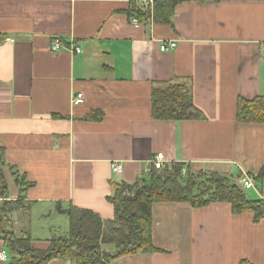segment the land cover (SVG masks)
<instances>
[{
    "label": "crops",
    "instance_id": "obj_1",
    "mask_svg": "<svg viewBox=\"0 0 264 264\" xmlns=\"http://www.w3.org/2000/svg\"><path fill=\"white\" fill-rule=\"evenodd\" d=\"M149 1L0 0L1 177L8 189L0 201L30 204L11 214L9 229L30 235L34 250H46L55 233L44 215L66 232L69 207L112 221L111 184L145 177L156 153L167 166L246 176L248 193L264 200V176L254 179L264 164V124L236 120L238 99L264 95V0L185 2L172 26L132 25L126 11L146 10ZM53 38L63 43L58 53L49 51ZM168 42L176 47L161 53ZM70 45L81 52L70 53ZM177 83L188 85L204 121L151 118L152 87ZM76 94L83 103L72 106ZM12 174L33 184L23 198ZM152 244L154 253L110 264H264V220L232 215L224 203L156 204Z\"/></svg>",
    "mask_w": 264,
    "mask_h": 264
},
{
    "label": "trees",
    "instance_id": "obj_2",
    "mask_svg": "<svg viewBox=\"0 0 264 264\" xmlns=\"http://www.w3.org/2000/svg\"><path fill=\"white\" fill-rule=\"evenodd\" d=\"M203 1L153 0L151 11L149 6L146 10L131 7L126 14L129 18L137 17L145 26L150 16L154 24L172 26L177 6ZM151 118L180 122L205 120L195 108L185 83L152 87ZM236 120L264 124V95L251 101L238 99ZM2 166H5L4 151L0 149V198L6 199L8 189L1 177ZM263 176L264 164L254 179L259 181ZM15 177L20 198H23L24 192L33 184L26 182L23 176ZM243 178L240 174L222 175L178 163L166 164L163 169L152 168L133 184H111L112 194L106 201L113 208V220L107 224L91 211L69 207L64 213L68 218L66 234L53 233L43 251L32 248L30 235H18L9 229L11 214L19 209L27 210L30 204L19 200L0 201V241L8 257L5 264H49L52 260L71 264H110L122 257L154 253L157 249L152 244V207L161 203L185 204L193 209L224 203L230 206L232 215L250 213L252 222L260 223L264 220V200L250 196L242 184ZM105 225L109 227L108 232ZM240 264L250 263L242 260Z\"/></svg>",
    "mask_w": 264,
    "mask_h": 264
},
{
    "label": "built area",
    "instance_id": "obj_3",
    "mask_svg": "<svg viewBox=\"0 0 264 264\" xmlns=\"http://www.w3.org/2000/svg\"><path fill=\"white\" fill-rule=\"evenodd\" d=\"M126 1L127 3H132V2H140L141 0H123ZM153 3V0H150L148 5L151 7ZM149 24H152V16L149 17L148 20ZM130 23L134 26H138L140 25V21L139 19H137L135 16L130 18ZM9 42V43H13L14 41L12 39H4L3 42ZM176 47V43L175 42H168V43H160L159 45V51L161 53H166L169 51L174 50V48ZM64 49L63 43L61 41V39L59 38H53L50 42L49 45V51L51 53H58L61 50ZM68 51L70 53H74V54H79L81 52V49L79 47L70 45L67 47ZM264 60V57H263ZM72 106H77V105H81L83 103V97L82 94H76L73 98H72ZM165 158L163 153H156L153 158L150 161V167H148V169L146 170L145 174L147 175L150 170L152 168L154 169H163L165 167ZM111 170L114 174L119 175L122 172V166L120 165V163H112L111 164ZM242 184L244 186L245 189L249 190L253 188V182L250 178L248 177H244L242 179ZM8 261V257H7V253L3 247V245L0 247V262L2 263H6Z\"/></svg>",
    "mask_w": 264,
    "mask_h": 264
},
{
    "label": "rangeland",
    "instance_id": "obj_4",
    "mask_svg": "<svg viewBox=\"0 0 264 264\" xmlns=\"http://www.w3.org/2000/svg\"><path fill=\"white\" fill-rule=\"evenodd\" d=\"M232 175H236L235 173H233ZM13 178L15 179L16 177L13 175ZM237 182V179H234ZM248 192V191H247ZM251 196V195H250ZM54 215H44L41 217V221H45L48 223V225L50 226V233L53 231L55 232L57 235H65L66 231L64 230V228L60 227V225H58V223L53 222L52 217ZM24 220V219H23ZM38 221L36 219H33L31 224L35 225ZM46 223V224H47ZM67 230V229H66ZM52 234V233H51Z\"/></svg>",
    "mask_w": 264,
    "mask_h": 264
}]
</instances>
